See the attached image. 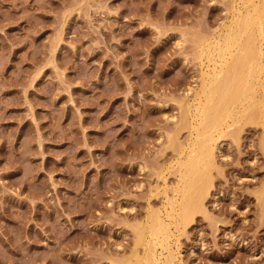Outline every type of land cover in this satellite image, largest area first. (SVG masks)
Here are the masks:
<instances>
[{"label":"rangeland","instance_id":"374dc122","mask_svg":"<svg viewBox=\"0 0 264 264\" xmlns=\"http://www.w3.org/2000/svg\"><path fill=\"white\" fill-rule=\"evenodd\" d=\"M241 2L0 0V264L144 256L137 229L167 218L172 139L187 147L210 40ZM263 120L217 141L207 212L170 225L182 264H264Z\"/></svg>","mask_w":264,"mask_h":264},{"label":"bare ground","instance_id":"6f19581e","mask_svg":"<svg viewBox=\"0 0 264 264\" xmlns=\"http://www.w3.org/2000/svg\"><path fill=\"white\" fill-rule=\"evenodd\" d=\"M231 8L234 11L230 22L210 40L214 66L202 84L201 99L194 98L199 101L194 105L196 111L191 109L193 100L183 114L186 117L182 126L190 128L191 139L186 148L180 146V153L176 149L177 140L172 139V147L180 156L176 154L177 183L165 188L170 189V194L173 191L172 196L167 194L170 207L166 215L170 220L160 210L151 211L148 229L138 227L135 234L137 245L145 246V254L129 264H159L155 251L158 243L168 248L165 264H182L177 260L176 250L168 246L172 235L170 225L174 222L178 227H186L196 214L207 212L205 200L213 184L212 170L217 165V141L240 122L254 121L258 116L264 118V0H242L239 6Z\"/></svg>","mask_w":264,"mask_h":264}]
</instances>
